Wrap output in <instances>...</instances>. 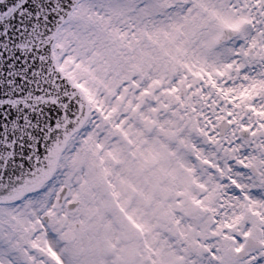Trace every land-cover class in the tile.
<instances>
[{
	"label": "rangeland",
	"instance_id": "374dc122",
	"mask_svg": "<svg viewBox=\"0 0 264 264\" xmlns=\"http://www.w3.org/2000/svg\"><path fill=\"white\" fill-rule=\"evenodd\" d=\"M261 73L259 64L245 69L247 80L233 72L227 88L264 81ZM221 95L182 73L101 94L99 109L90 106L88 122L61 154L45 197V243L60 264H223L225 256L228 264H264V248L240 261L230 256L248 236L264 244V90L228 107L232 128L217 140ZM242 126L252 134L248 143L237 135Z\"/></svg>",
	"mask_w": 264,
	"mask_h": 264
},
{
	"label": "snow or ice",
	"instance_id": "6c2138e0",
	"mask_svg": "<svg viewBox=\"0 0 264 264\" xmlns=\"http://www.w3.org/2000/svg\"><path fill=\"white\" fill-rule=\"evenodd\" d=\"M255 64L264 74V0H0V264H60L45 243L47 168L85 105L182 73L222 94L215 120L231 126L228 107L264 81L228 83Z\"/></svg>",
	"mask_w": 264,
	"mask_h": 264
},
{
	"label": "water",
	"instance_id": "95a60500",
	"mask_svg": "<svg viewBox=\"0 0 264 264\" xmlns=\"http://www.w3.org/2000/svg\"><path fill=\"white\" fill-rule=\"evenodd\" d=\"M180 91H184V84L181 85ZM89 114V105H85L82 114L78 113L76 115V118L71 121L72 127L64 130H61L60 136L57 138V140L53 143L52 145V159L50 161L49 167L47 168V177L46 179L50 181L52 178L53 174L56 171V167L58 164V160L60 157V154L62 151L65 149V146L71 136L78 132L82 126L85 124L87 121ZM230 128L228 123L226 121H221V123L218 126L219 130V136H222L226 133V131ZM238 135L240 138H242L244 141L249 142L251 140V135L249 129L245 131L244 129H240L238 132ZM46 163H49L46 161ZM253 174H256L255 170L251 167ZM67 189L64 187L59 193L58 196V203H61L63 196L66 194ZM78 203H70L67 205V209H73ZM262 247V244L252 237H248L245 241V246L244 249L238 253H236L235 258L238 260L246 258L248 251L251 249H260Z\"/></svg>",
	"mask_w": 264,
	"mask_h": 264
},
{
	"label": "trees",
	"instance_id": "16d2710c",
	"mask_svg": "<svg viewBox=\"0 0 264 264\" xmlns=\"http://www.w3.org/2000/svg\"><path fill=\"white\" fill-rule=\"evenodd\" d=\"M118 166H120V164H118Z\"/></svg>",
	"mask_w": 264,
	"mask_h": 264
}]
</instances>
